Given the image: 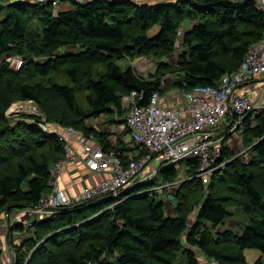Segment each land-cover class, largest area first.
I'll return each instance as SVG.
<instances>
[{"label":"trees","instance_id":"1","mask_svg":"<svg viewBox=\"0 0 264 264\" xmlns=\"http://www.w3.org/2000/svg\"><path fill=\"white\" fill-rule=\"evenodd\" d=\"M69 2L55 12L50 3L0 0V214L32 207L51 191L49 167L64 155L57 134L43 130L39 118L8 117L12 103L31 101L48 122L93 132L105 149L122 151L120 136L113 145L90 121L118 123L122 96L131 91H142L146 101L155 90L214 85L264 35V13L253 0ZM153 26L159 30L149 37ZM176 40V61H165ZM7 55L22 58L18 69L10 68ZM121 58L129 61L125 68L116 63ZM140 58L153 61V71L140 73L133 66ZM84 82L79 103L77 87ZM241 136L246 162L223 145L219 162H226L206 186L190 159L132 186L109 208L110 200L96 198L29 226L14 224L9 234L28 235L10 244L14 264H177L181 256L186 264H264L244 255L246 248L264 254V107L243 119ZM180 174L167 214L166 201L150 189ZM231 207L248 221L237 232L218 229L233 215Z\"/></svg>","mask_w":264,"mask_h":264},{"label":"built area","instance_id":"2","mask_svg":"<svg viewBox=\"0 0 264 264\" xmlns=\"http://www.w3.org/2000/svg\"><path fill=\"white\" fill-rule=\"evenodd\" d=\"M28 1L50 3L57 12L62 2L71 6L69 1L80 3L86 0ZM253 1L255 7L264 13V0ZM180 34L179 29L177 36ZM175 45L170 55L174 59L179 54V43ZM5 60L15 70L22 64L18 55H7ZM133 66L137 70H145L149 67L148 59L140 58L134 61ZM122 106L125 113L118 123L90 121L91 127L105 134L113 145L120 136L126 144L122 146L126 147L122 151L114 146L105 149L102 140L93 132L84 133L72 126L48 122L37 110L36 114L40 115L37 123L43 130L57 134L63 143L64 155L49 167L51 191L45 193L34 206L18 210L17 215L26 218V225L29 226L38 217L58 212L61 207L82 205L96 198L109 199L111 202L106 207L109 208L122 200V194L132 186L151 182L162 168L177 166L190 159L197 160L196 176L206 186L210 175L226 162H219L223 145L239 150L246 162L249 152L241 142L243 119L264 107V35L248 48L240 65L224 73L213 87L198 85L190 90L175 88L164 93L155 90L146 101L142 91H131L122 96ZM227 125L229 127L223 133L217 132L221 126ZM153 159L160 163L154 164ZM72 161L83 163L89 172L99 176L95 183L84 186L74 195L62 190L56 182L60 171ZM181 180L182 176L162 180L150 190L159 193L166 189L172 193ZM161 197L170 202L166 194L162 193ZM15 220L10 218L1 226L8 230L17 223Z\"/></svg>","mask_w":264,"mask_h":264},{"label":"rangeland","instance_id":"3","mask_svg":"<svg viewBox=\"0 0 264 264\" xmlns=\"http://www.w3.org/2000/svg\"><path fill=\"white\" fill-rule=\"evenodd\" d=\"M158 0H154V1H150V3H155V2H157ZM136 3H138V2H136ZM144 3H146V2H144ZM1 9V11H0V20H2V18H3V13H4V7H1L0 8ZM187 27V25H185V23H184V25H182V27L180 28V32H181V34H182V32H183V30H184V28H186ZM158 30H159V27L158 26H153L151 29H149V31L147 32V35L149 36V37H152V36H154L157 32H158ZM180 34V35H181ZM176 42H177V44L179 43V40H176ZM70 49V48H69ZM69 49H67V50H69ZM177 49H178V51L180 50V47H179V45H177ZM138 59H136L135 61H137ZM164 60L165 61H174L175 59L172 57V56H170V57H168V59H167V57L166 58H164ZM0 62H1V60H0ZM148 62H149V60H148ZM116 63L121 67V68H125L128 64H129V61L127 60V59H125V58H121V59H118L117 61H116ZM134 63V62H133ZM140 72H142L144 75H146V73H148L149 71H153V65H151L149 68H147V69H145V70H139ZM58 78V80L60 79V77H57ZM165 79V80H164ZM163 79V82H164V84H167L168 83V81H169V79H170V77L169 76H166V78H164ZM66 84H68V85H72V83H70V82H68V81H66ZM85 86H86V82H84V83H82V84H79L78 85V87L77 88H80V90H79V92H78V100H79V103H81L80 101H82V99L81 98H79V97H82V95H83V103H84V101H85V98H84V96H86V88H85ZM83 91V94H82V91ZM169 91V90H168ZM12 109H14V110H18V111H12ZM23 109H25L26 111H27V113H22L21 112V110H23ZM8 110H10V112L12 113V112H15V113H17V114H11V115H8V117H11V118H18V117H20V116H26V117H28L30 120H32V119H34L35 117H37V118H39L40 119V115H37L36 113H38L37 112V110H38V107L33 103V102H31V101H17V102H14V103H12L11 105H10V107L7 109V111ZM40 113V112H39ZM228 125L226 126V127H224V126H221L220 127V129L219 130H217V132H219V133H223L225 130V128L226 129H228ZM218 134V133H217ZM241 142H242V138H241ZM227 144V143H226ZM228 145V144H227ZM233 147V146H232ZM244 147V146H243ZM233 150H234V152H235V154H239L240 153V151L239 150H236L235 148H233ZM240 156H242L243 155V153L242 154H239ZM249 157V156H248ZM247 157V158H248ZM246 158V159H247ZM153 162H154V164H159L160 162H159V160H156V159H153ZM179 176H181V174L179 175ZM184 176V175H183ZM158 183H160V182H158ZM157 183V184H158ZM205 187V186H204ZM160 193V195H162V193H165V191H162L161 190V192H159ZM166 194V193H165ZM171 194V193H170ZM166 197L167 198H169L170 196H169V193L168 194H166ZM231 211L233 212V215L231 216V218H229L228 220H226L220 227H218V229H221V230H230V231H233V232H237L239 229H242L246 224H247V218H246V216L243 214V212L241 211V209L240 208H238V207H231ZM165 212L167 213V214H171V213H173V211H172V208H171V204H170V202H169V199H168V202H166L165 203ZM192 219V218H191ZM191 219H190V221H191ZM190 221H189V223H190ZM28 235H23L22 234V238H21V240H23L25 237H27ZM15 255V254H14ZM244 255H245V258H246V260H247V262H249V263H253L256 259H258V258H261V259H263L264 260V254L263 253H261L259 250H257V249H253V248H246L245 250H244ZM28 257V256H27ZM177 264H186L185 263V260H184V258H182V256L181 257H179V259H178V261H177Z\"/></svg>","mask_w":264,"mask_h":264},{"label":"crops","instance_id":"4","mask_svg":"<svg viewBox=\"0 0 264 264\" xmlns=\"http://www.w3.org/2000/svg\"><path fill=\"white\" fill-rule=\"evenodd\" d=\"M138 3H150V1L154 0H133ZM158 1H166V2H173L176 0H158ZM69 4L62 2L58 8L67 9L70 8ZM190 22H186L185 25H190ZM149 60V59H148ZM154 66L153 61L149 60L148 66ZM148 67V68H149ZM139 71V70H138ZM140 72V71H139ZM142 73V72H140ZM90 125V123H89ZM119 137V136H118ZM117 137V138H118ZM99 179L98 174L89 172L88 168L79 161H72L68 163L64 168L60 171V174L56 178V182L58 186L66 191L69 194H76L82 190V188L86 185L95 183ZM18 208L13 209L8 216L0 214V264H12V253L14 249L10 244H18L22 238V234L12 231L10 232L12 239L9 238L7 228L1 226V223L10 220V218L16 219L15 221L22 223L25 225L26 218L18 214ZM38 219H42V217H38ZM44 219V218H43ZM26 226V225H25ZM9 234V235H10ZM12 240V242H11Z\"/></svg>","mask_w":264,"mask_h":264},{"label":"water","instance_id":"5","mask_svg":"<svg viewBox=\"0 0 264 264\" xmlns=\"http://www.w3.org/2000/svg\"><path fill=\"white\" fill-rule=\"evenodd\" d=\"M21 112H22V113H27V111H26L25 109L21 110ZM6 114H7V115H11L12 113L9 112V111H6ZM16 114H17V113H16ZM12 264H14L13 261H12Z\"/></svg>","mask_w":264,"mask_h":264},{"label":"clouds","instance_id":"6","mask_svg":"<svg viewBox=\"0 0 264 264\" xmlns=\"http://www.w3.org/2000/svg\"><path fill=\"white\" fill-rule=\"evenodd\" d=\"M56 12V11H55ZM13 114H16L15 112H12ZM8 116V115H7ZM3 215H5V213H2ZM8 215V214H7ZM10 238V237H9ZM11 239V238H10ZM12 242V241H11ZM12 261L14 263V259H15V255H14V252L12 253Z\"/></svg>","mask_w":264,"mask_h":264},{"label":"bare ground","instance_id":"7","mask_svg":"<svg viewBox=\"0 0 264 264\" xmlns=\"http://www.w3.org/2000/svg\"><path fill=\"white\" fill-rule=\"evenodd\" d=\"M217 83V82H216ZM215 85V84H214ZM214 85H205V86H208V87H213ZM10 112V110H8ZM12 111H18V110H14L12 109ZM106 201H108L109 199H105Z\"/></svg>","mask_w":264,"mask_h":264}]
</instances>
